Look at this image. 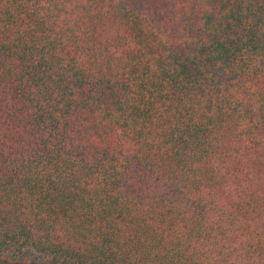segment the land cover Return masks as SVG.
Returning a JSON list of instances; mask_svg holds the SVG:
<instances>
[{
	"label": "trees",
	"instance_id": "trees-1",
	"mask_svg": "<svg viewBox=\"0 0 264 264\" xmlns=\"http://www.w3.org/2000/svg\"><path fill=\"white\" fill-rule=\"evenodd\" d=\"M0 264H264V0H0Z\"/></svg>",
	"mask_w": 264,
	"mask_h": 264
}]
</instances>
